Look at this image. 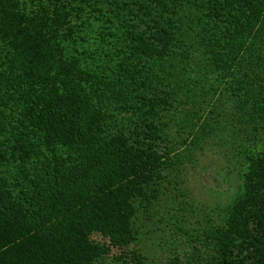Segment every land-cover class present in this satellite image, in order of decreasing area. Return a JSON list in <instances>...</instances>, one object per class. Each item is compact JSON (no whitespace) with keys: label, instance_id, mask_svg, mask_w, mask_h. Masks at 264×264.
I'll list each match as a JSON object with an SVG mask.
<instances>
[{"label":"trees","instance_id":"1","mask_svg":"<svg viewBox=\"0 0 264 264\" xmlns=\"http://www.w3.org/2000/svg\"><path fill=\"white\" fill-rule=\"evenodd\" d=\"M209 143L240 186L171 264H264V0H0V264H145Z\"/></svg>","mask_w":264,"mask_h":264},{"label":"rangeland","instance_id":"2","mask_svg":"<svg viewBox=\"0 0 264 264\" xmlns=\"http://www.w3.org/2000/svg\"><path fill=\"white\" fill-rule=\"evenodd\" d=\"M224 149L215 143L207 144L194 162L184 166L178 184L167 176L158 200L138 214L133 248L145 264H171L175 257L186 263L193 253L195 232L216 216L214 208L230 202L240 186V167ZM120 252L112 249L106 263L123 264L113 259Z\"/></svg>","mask_w":264,"mask_h":264}]
</instances>
